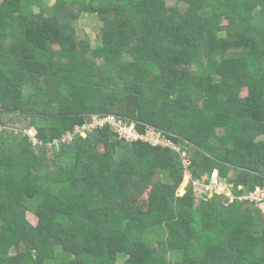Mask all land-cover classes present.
<instances>
[{
	"label": "trees",
	"instance_id": "trees-1",
	"mask_svg": "<svg viewBox=\"0 0 264 264\" xmlns=\"http://www.w3.org/2000/svg\"><path fill=\"white\" fill-rule=\"evenodd\" d=\"M108 115L181 152L66 140ZM0 124V264H264L262 211L179 191L182 153L264 188V0H0Z\"/></svg>",
	"mask_w": 264,
	"mask_h": 264
},
{
	"label": "built area",
	"instance_id": "built-area-1",
	"mask_svg": "<svg viewBox=\"0 0 264 264\" xmlns=\"http://www.w3.org/2000/svg\"><path fill=\"white\" fill-rule=\"evenodd\" d=\"M107 127H109L120 141L127 143L142 142L149 144L152 147H159L164 150L172 149L181 152L180 148L161 131L151 126H148L141 131L135 122L128 121L115 115L91 116L83 127H76L73 133H68L66 140L71 141L76 134L86 137L88 133L105 129ZM6 129V127L0 124V135ZM25 134L31 137L34 144L41 143L37 131L34 128L26 130ZM66 140L64 141L66 142ZM181 162L184 170L183 183H186L184 186V188H186L184 194H186L188 187H190L197 196L202 197L204 195L212 197L214 192L219 194L224 193L227 197L231 198V201L238 199L241 202H249L255 208L264 213V188H257L256 190L251 191L248 195L237 197L233 193L235 182L227 176L220 175L218 170H214L212 173L204 175L201 179L195 180L192 174V160L185 153H182ZM240 189H242V187H240Z\"/></svg>",
	"mask_w": 264,
	"mask_h": 264
},
{
	"label": "rangeland",
	"instance_id": "rangeland-1",
	"mask_svg": "<svg viewBox=\"0 0 264 264\" xmlns=\"http://www.w3.org/2000/svg\"><path fill=\"white\" fill-rule=\"evenodd\" d=\"M80 24H81V27L89 33V35L92 39L93 45L98 44V40H100V37L102 34L101 33L102 25H101V22L98 19V17L96 15H93V16H87L86 15L85 17H83L80 20ZM99 150L101 152H104L103 147H100ZM146 185L147 186L143 187V189H142L143 193H138L136 195V199L141 204V207L144 209H146V203L148 201V195H149V191L151 188L150 185H148V184H146ZM185 185H186L185 182L181 185V188L179 190L181 195H184V193L186 191V188H184ZM28 218L33 224H36L38 221L37 217L32 213H28Z\"/></svg>",
	"mask_w": 264,
	"mask_h": 264
},
{
	"label": "clouds",
	"instance_id": "clouds-1",
	"mask_svg": "<svg viewBox=\"0 0 264 264\" xmlns=\"http://www.w3.org/2000/svg\"><path fill=\"white\" fill-rule=\"evenodd\" d=\"M91 117V116H90ZM92 133V132H91Z\"/></svg>",
	"mask_w": 264,
	"mask_h": 264
}]
</instances>
